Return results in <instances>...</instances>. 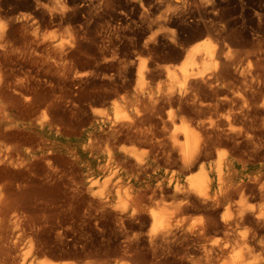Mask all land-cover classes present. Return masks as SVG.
<instances>
[{
    "label": "bare ground",
    "instance_id": "bare-ground-1",
    "mask_svg": "<svg viewBox=\"0 0 264 264\" xmlns=\"http://www.w3.org/2000/svg\"><path fill=\"white\" fill-rule=\"evenodd\" d=\"M15 2L0 0V264H259L256 254H264V241L256 240L264 234V35L235 52V59L220 32L141 42L139 29L131 26L128 45L151 57L180 45L179 62L163 66L164 85L154 92L148 83L156 71L145 61L117 64L104 56L116 48L107 32L92 41L91 50H81L92 17L82 16V0L36 4L35 24L12 15L8 7ZM171 20L164 16L155 22L164 26ZM177 22L184 31L183 17ZM33 25L57 30L28 35ZM20 38L27 49L14 47ZM183 43L191 44L182 48ZM81 64L93 71L81 75ZM99 101L104 106L94 107ZM97 126V134L86 133ZM73 135H85L82 153L98 168L80 166L76 152L51 141ZM124 141L152 151L159 147L151 162L196 174L184 182L170 178V188H134L119 170L148 162L135 147L121 146ZM223 146L243 154L240 164L256 165L258 172L233 179V162L219 150ZM253 200L262 206L254 209ZM77 201L96 205L119 224L141 222L145 238L126 241L121 251L97 250V261L65 259L57 252L63 231L53 218L59 206ZM196 214L204 220L187 217ZM215 233L224 240L207 239ZM194 251L204 258L196 260Z\"/></svg>",
    "mask_w": 264,
    "mask_h": 264
},
{
    "label": "rangeland",
    "instance_id": "rangeland-1",
    "mask_svg": "<svg viewBox=\"0 0 264 264\" xmlns=\"http://www.w3.org/2000/svg\"><path fill=\"white\" fill-rule=\"evenodd\" d=\"M48 1L49 0H28L26 2L23 0L22 1L16 0L15 4L9 5L8 8L12 13V15L14 14L13 15L14 17H17L19 19L25 18L27 21L30 22V24H35L33 18L36 17L35 15L36 4L43 5ZM187 1L188 4L186 5L176 6V5H171L165 0H88V1L82 0V2L84 3V4L82 3V7L85 9L84 14L82 16L83 17L92 16L91 17L92 22L91 21L89 22L90 25L88 24L87 29H85L86 32L84 31L85 33L84 36L87 39L86 42L87 45L85 44L86 39H84L83 41L84 44L83 43L81 44V50L83 49V52L91 50L92 49L91 46L93 44L92 41L97 39L98 36L103 35V32L104 33L107 32V34L108 35L110 34V36L112 37V40L115 43L116 48H113L112 46L111 47L112 49L109 48L110 50H108L104 54V56H106L109 59H116L117 61L115 60V62L117 64L120 63L121 60L122 63L123 61L124 62L131 61L133 62V64H136L140 61L142 62L145 61L144 64L146 65L145 66L146 68H153L156 71V74H154V77L156 76V78L152 77V79H150L148 83L152 91L156 92L159 86L164 85V78H163L164 76L162 75L163 66L169 64L171 66L179 62L180 57L176 58V50L179 48L180 45L177 47V49L175 48L176 50L163 47L157 54L151 57V55L150 56L147 55L148 53L147 52L145 53V50H143L140 46H138L135 50L133 46L131 47L130 44L128 45V40L131 38L130 37L131 26L132 27L136 26L139 29V36H140L139 38L141 39L142 37L141 42L145 40L146 41L155 40V42L157 43L158 42L167 43L171 40H177L179 37L187 38L191 35H198V34H203V36L214 37L217 34V32H220L223 34V37L225 38L228 48L231 47L229 48V51L234 53L233 58L235 57V59H238L236 53L240 48L243 47L249 48L250 41L252 40L256 41L257 39H260V37L264 35V33H262L264 32V0H212V3L210 4L204 3L203 0H187ZM88 3H90L89 4L90 6L88 5ZM85 11L86 12L90 11L91 13L90 12L85 13ZM164 16H170L172 20L169 23L165 24L166 26L165 25L163 26L162 24L158 25V23H156L155 21ZM178 17H183L184 19V23L186 25V29L184 31H179V24L177 22ZM140 18L141 19L145 18V19L141 20ZM204 23H206V25H204ZM142 24L144 25V27H142ZM40 26L33 25L31 31L27 32V34L32 35L34 34L33 33L34 31L36 34L41 36V34L45 32H50V31L52 32L57 30L53 27L45 28L44 26H41L40 28ZM206 29L209 31L206 32ZM86 33L88 34L86 35ZM92 34H94V37ZM125 37H127L126 40ZM14 44H15L14 47L19 50L25 48L27 49L29 47L28 44L26 46L25 41L21 38L16 40ZM184 44H186L185 46H187L188 44L191 43H183L181 45L182 48L185 47ZM151 64H153V66ZM77 71L81 75H86L91 71H93V67L81 64L78 67ZM108 72L106 71V73ZM93 106L97 108H102L104 105L99 101L97 103H94ZM91 130H94V132L97 134L100 128L98 126L92 129L89 127L86 133L90 132ZM51 141L55 143L56 146L60 147L62 150L64 149V150H68L69 152L70 151L76 152V156L78 158V162L80 166L90 165L93 168L96 167L98 168L97 162L91 161L88 155L82 153V149L84 147V142H85V135L77 136V137L76 135L75 136L73 135L69 137H61L58 139L51 138ZM121 146H124L126 148L135 147L134 149L138 153L140 152L139 154H142L141 157L143 159V162L144 163L148 162L146 166L144 165L139 167V166L128 165L126 168H122L119 170V175L122 181H124L126 184L130 186H133L134 188L149 189L156 187V185L157 186L161 185L163 187L168 186V188H170L171 186L169 184L170 178H176L184 182L187 176L191 177V175L193 176L194 174H196L195 170H192L191 171L192 173L189 172V174L187 172H181L178 166H175L173 164L168 165V163H164L161 160H160L161 162H159L158 164L156 162L155 163L151 162L152 156L159 151V147L153 148L152 151L151 147L133 144L130 143L129 141L122 142ZM219 150L221 152L223 151V153L227 156V158H229L233 162V164L230 167V174L233 179H238L239 177H243L244 175L254 174L255 172H258L259 167L256 165H248L246 167H243L240 164L239 161L242 160L243 154H240L239 152H238L239 154L231 153L229 147L226 146L219 148ZM99 156H100L99 160L102 159V155L100 154ZM137 167L139 169H137ZM150 167H152L153 169ZM251 203L254 209H257L262 206V203L259 200H253ZM55 213L56 216H54L53 218L54 220L53 219L52 220L54 221L55 225L58 224V227L60 226V231H63L61 232L63 236L62 243L58 246L57 252L60 254L64 252V254L66 255L65 259H77V257L79 258L82 257L79 260L82 259L88 260L90 258L93 260L96 259V261L100 260L99 258H97V254L99 252L106 251L111 248L113 249L115 248L121 251L122 249L120 247L125 246L128 243H131L132 241L134 242L137 241L138 240L137 238L139 239L145 238V232L147 230L146 227L145 228L144 226L142 227L141 222H137L136 224L134 223V226L133 224H131L130 226V224L128 225L127 223H124V225L119 224L117 220L114 219V217H108L96 205L94 207V205L92 206V204L89 203H82V202L80 203L78 201L71 202L70 204L59 206L58 210ZM106 217H108L109 219L108 218L106 219ZM187 217L189 218L194 217L197 220H200L201 218L202 220H204L205 218L203 215H199V214L193 216L189 215ZM108 220L114 222L115 225L113 223L108 222ZM106 222L108 224H106ZM109 224L113 227H111ZM127 225L130 227H128ZM125 226L127 227L125 228ZM221 234L220 233L209 234L207 236V239L223 241L224 236L223 234L222 235ZM256 240L259 242L264 241V234L257 235ZM64 243L68 245H65ZM84 244L87 245V248H85L86 246ZM110 244L112 245L110 246ZM106 247L108 248L106 249ZM86 256H90V257L86 258ZM192 256L196 260H200L204 258V256L197 251H194V253H192ZM256 257L259 260V264H264L263 253L258 252L256 254ZM119 259H120L119 257L114 256L112 257L111 260L114 261L115 263V261L118 262ZM129 262L130 264L133 263L132 260H129Z\"/></svg>",
    "mask_w": 264,
    "mask_h": 264
},
{
    "label": "clouds",
    "instance_id": "clouds-1",
    "mask_svg": "<svg viewBox=\"0 0 264 264\" xmlns=\"http://www.w3.org/2000/svg\"><path fill=\"white\" fill-rule=\"evenodd\" d=\"M203 2L210 4V3H212V0H203Z\"/></svg>",
    "mask_w": 264,
    "mask_h": 264
}]
</instances>
